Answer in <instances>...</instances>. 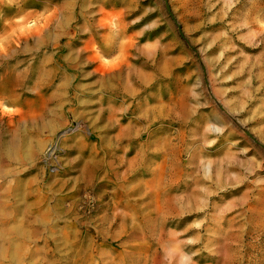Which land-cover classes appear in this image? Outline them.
<instances>
[{
  "label": "rangeland",
  "instance_id": "obj_1",
  "mask_svg": "<svg viewBox=\"0 0 264 264\" xmlns=\"http://www.w3.org/2000/svg\"><path fill=\"white\" fill-rule=\"evenodd\" d=\"M0 264H264V0H0Z\"/></svg>",
  "mask_w": 264,
  "mask_h": 264
},
{
  "label": "water",
  "instance_id": "obj_2",
  "mask_svg": "<svg viewBox=\"0 0 264 264\" xmlns=\"http://www.w3.org/2000/svg\"><path fill=\"white\" fill-rule=\"evenodd\" d=\"M168 9V8H167ZM168 11H169V9H168ZM170 13V12H169Z\"/></svg>",
  "mask_w": 264,
  "mask_h": 264
}]
</instances>
